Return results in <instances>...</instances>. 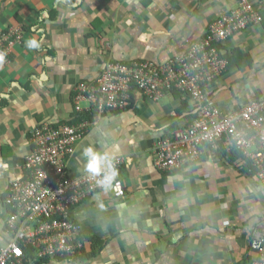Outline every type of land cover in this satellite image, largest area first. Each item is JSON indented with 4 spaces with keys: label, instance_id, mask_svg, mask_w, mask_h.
<instances>
[{
    "label": "crops",
    "instance_id": "crops-1",
    "mask_svg": "<svg viewBox=\"0 0 264 264\" xmlns=\"http://www.w3.org/2000/svg\"><path fill=\"white\" fill-rule=\"evenodd\" d=\"M250 1L262 22L219 43L230 66L210 91L225 114L264 97V0ZM237 5V0H0V31L20 30L23 36L9 62L0 65V248L13 241L4 200L24 175L33 130L69 120L77 85L95 81L108 63L160 64L184 56ZM29 36L42 39L39 50L24 47ZM166 96L169 100L156 101L135 89L126 108L95 109L89 132L68 156L67 171L87 173L81 152L89 144L111 150L124 158L127 196L100 190L78 204L73 218L85 249L70 260L41 264H246L264 213V185L239 161L226 160L222 150L228 141L219 142L221 149L204 145L201 158L179 170L157 166L156 141L196 117L187 95ZM82 107L90 110L91 103L83 101ZM92 237L105 246L83 258L92 251Z\"/></svg>",
    "mask_w": 264,
    "mask_h": 264
},
{
    "label": "built area",
    "instance_id": "built-area-1",
    "mask_svg": "<svg viewBox=\"0 0 264 264\" xmlns=\"http://www.w3.org/2000/svg\"><path fill=\"white\" fill-rule=\"evenodd\" d=\"M237 3V8L223 14L212 24L205 39L184 56L160 64L153 61L108 63L96 81L77 85V110L84 111L83 101L90 102V108L100 112L121 110L127 107L135 89L157 101L178 88L191 96L197 115L184 129L156 141V165L169 171L179 170L198 161L204 145L221 149L219 142L224 140L235 143L249 158L256 168L255 177L264 185V97L225 114L210 91L230 66L218 44L263 20L250 0H237ZM16 33L13 29L0 32L3 63L9 62L11 48L21 38L18 35L14 39ZM89 123L85 120L78 125L55 127L45 122L33 130L24 175L13 181L5 203L8 226L14 237L7 247L0 248V264H35L50 258L70 260L85 249L86 239L81 237L71 214L75 206L103 189L96 183L98 177L88 173L70 176L67 160L84 137ZM123 163L124 158L117 157L119 185L111 189L116 197L127 194L121 178ZM255 226L246 264H264V213L257 218ZM25 248L33 249V255L27 254Z\"/></svg>",
    "mask_w": 264,
    "mask_h": 264
},
{
    "label": "clouds",
    "instance_id": "clouds-1",
    "mask_svg": "<svg viewBox=\"0 0 264 264\" xmlns=\"http://www.w3.org/2000/svg\"><path fill=\"white\" fill-rule=\"evenodd\" d=\"M14 31L17 32L16 36H14V39H16V37L18 35H20L21 38L18 41H21L23 38L22 31H20V30H14ZM0 32L7 33L9 31H7V32L6 31H0ZM41 45H42V39H38L35 36H29L25 40L24 47L28 51H34V50H39L41 48ZM4 59H5L4 53L0 52V65L3 64ZM115 111H118V110H115ZM81 155L85 161L84 171L93 177H98L96 183L99 187H101L103 189V191L107 192V191H109V190H111L114 187H117L119 185L118 177H119L120 173H119V168L117 167V164H116L117 157L111 150L100 151L94 145L89 144V145L83 147ZM123 165H124V163H123ZM123 165H122V167H123ZM122 167H121V169H122ZM126 192H127V188H126ZM126 196H127V194H126ZM126 196L116 197L114 195V197H116V198H124ZM53 259L54 258H50V259H47L45 261L35 262V264H41L43 262L50 261ZM58 259H62V258H58Z\"/></svg>",
    "mask_w": 264,
    "mask_h": 264
},
{
    "label": "trees",
    "instance_id": "trees-1",
    "mask_svg": "<svg viewBox=\"0 0 264 264\" xmlns=\"http://www.w3.org/2000/svg\"><path fill=\"white\" fill-rule=\"evenodd\" d=\"M70 3H73L76 0H68ZM219 48H220V44H218ZM133 61H140V62H145V61H150V60H145V59H140V60H133ZM125 62V61H124ZM126 63H131L130 61H126ZM133 89H135V85H133L132 87ZM174 94V96H178L179 93L182 94L184 93L182 90L175 88L174 90L171 91V94ZM182 96V95H181ZM75 97H76V93L74 95V109H75V113L74 115H72V117L67 120L66 122H64L63 124H55V127H59L60 125H75V124H81L82 122H84L85 120L87 121H93V116L97 113V111H95V108L92 107L90 110H84V111H79L76 108V102H75ZM189 98H191V96H188ZM192 99V98H191ZM193 100V99H192ZM90 103V102H89ZM188 102H184V105H187ZM97 109V108H96ZM197 110V107L195 109V111ZM197 115V112H194V117ZM91 127V123H89V126L87 128V130L85 131L84 136L89 132ZM220 142H224L220 141ZM225 150H222V154H224V157L226 158V160L230 163L235 165L237 161H239V167L243 166L244 170L249 173L252 177H255V171L256 168H254L252 166V162L249 160V158H246L244 153L237 147V145L235 143L233 144H229V146L227 148H224ZM9 192V190H8ZM7 194L5 195V200H4V204L6 203V199H7ZM8 209H11V206H8ZM76 207V206H75ZM74 207V208H75ZM73 209V207H72ZM73 216V212L71 214ZM76 222V221H75ZM92 251L90 253H86L83 256V258H87V257H92L95 254H97L99 251H101V249L105 246L106 241H104L102 238L100 237H92ZM29 248H25L26 253L27 254H33V249H29Z\"/></svg>",
    "mask_w": 264,
    "mask_h": 264
},
{
    "label": "rangeland",
    "instance_id": "rangeland-1",
    "mask_svg": "<svg viewBox=\"0 0 264 264\" xmlns=\"http://www.w3.org/2000/svg\"><path fill=\"white\" fill-rule=\"evenodd\" d=\"M160 99H161V98H160ZM160 99H159V100H160ZM164 99L169 100V97L165 95L164 98L162 97L161 100H164ZM161 100H160V101H161ZM166 102H167V101H166Z\"/></svg>",
    "mask_w": 264,
    "mask_h": 264
}]
</instances>
